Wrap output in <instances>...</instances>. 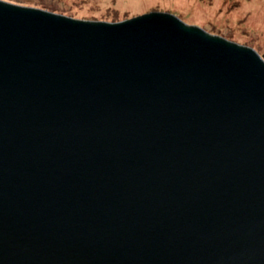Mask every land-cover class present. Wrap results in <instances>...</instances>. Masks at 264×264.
Listing matches in <instances>:
<instances>
[{
    "label": "water",
    "instance_id": "95a60500",
    "mask_svg": "<svg viewBox=\"0 0 264 264\" xmlns=\"http://www.w3.org/2000/svg\"><path fill=\"white\" fill-rule=\"evenodd\" d=\"M0 264H264V55L0 0Z\"/></svg>",
    "mask_w": 264,
    "mask_h": 264
},
{
    "label": "rangeland",
    "instance_id": "374dc122",
    "mask_svg": "<svg viewBox=\"0 0 264 264\" xmlns=\"http://www.w3.org/2000/svg\"><path fill=\"white\" fill-rule=\"evenodd\" d=\"M41 1L62 9L63 12L59 14L106 22H120L153 11L168 12L189 24L200 26L211 34L248 45L260 55H264V0Z\"/></svg>",
    "mask_w": 264,
    "mask_h": 264
},
{
    "label": "trees",
    "instance_id": "16d2710c",
    "mask_svg": "<svg viewBox=\"0 0 264 264\" xmlns=\"http://www.w3.org/2000/svg\"><path fill=\"white\" fill-rule=\"evenodd\" d=\"M8 1H11L13 2L14 4H23L24 5H27V6H34V7H40L42 9H47V10H50V11H55V12H58V13H62L63 10L58 8L57 6L55 5H52V4H48L47 2H42L41 0L39 1H36V2H32V1H27V0H8Z\"/></svg>",
    "mask_w": 264,
    "mask_h": 264
}]
</instances>
